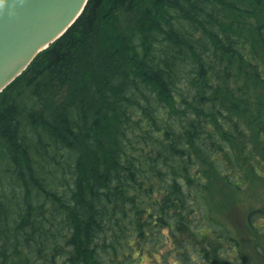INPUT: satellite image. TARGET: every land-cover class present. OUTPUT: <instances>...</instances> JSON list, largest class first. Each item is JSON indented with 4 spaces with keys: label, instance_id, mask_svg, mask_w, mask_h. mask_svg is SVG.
Here are the masks:
<instances>
[{
    "label": "trees",
    "instance_id": "1",
    "mask_svg": "<svg viewBox=\"0 0 264 264\" xmlns=\"http://www.w3.org/2000/svg\"><path fill=\"white\" fill-rule=\"evenodd\" d=\"M263 141L264 0H89L0 93V264H247L206 194Z\"/></svg>",
    "mask_w": 264,
    "mask_h": 264
},
{
    "label": "water",
    "instance_id": "2",
    "mask_svg": "<svg viewBox=\"0 0 264 264\" xmlns=\"http://www.w3.org/2000/svg\"><path fill=\"white\" fill-rule=\"evenodd\" d=\"M88 0H0V91L62 36Z\"/></svg>",
    "mask_w": 264,
    "mask_h": 264
},
{
    "label": "rangeland",
    "instance_id": "3",
    "mask_svg": "<svg viewBox=\"0 0 264 264\" xmlns=\"http://www.w3.org/2000/svg\"><path fill=\"white\" fill-rule=\"evenodd\" d=\"M255 168L256 170L250 171L251 167H245L242 172L233 173L234 179H240L239 187L228 183L224 178L211 183L205 203L209 210L207 224H211V232L206 233L213 235L215 230L227 227L230 235L239 239L240 249L246 256L247 264H264V217L256 214L255 228L247 222L249 213L264 207V153ZM172 239L168 236L167 242L159 244L157 257H144L141 264H157L154 260L163 264L161 255L171 248L175 250ZM176 254L174 252L170 255L167 264H183ZM190 258L195 260L189 261V264L207 263L198 252H192Z\"/></svg>",
    "mask_w": 264,
    "mask_h": 264
}]
</instances>
